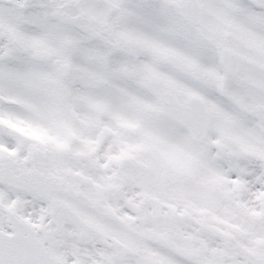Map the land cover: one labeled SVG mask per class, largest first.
Masks as SVG:
<instances>
[{
    "label": "rangeland",
    "instance_id": "rangeland-1",
    "mask_svg": "<svg viewBox=\"0 0 264 264\" xmlns=\"http://www.w3.org/2000/svg\"><path fill=\"white\" fill-rule=\"evenodd\" d=\"M171 1L152 0L148 11L143 9L147 6H141V3L132 4L125 14L124 24L121 21L124 15L120 14L119 9L127 10V5L122 2L119 8L120 0H97L93 9L88 6L90 0H50L47 3L27 4L23 12L22 0H0V31H4L0 34V61L5 60L3 62L14 72L27 69L31 76L44 82V88H41L43 93L46 91L44 103L39 97L37 100L32 98L35 95L21 92L18 87H14V92L26 97L23 98L28 101L26 111L32 120H46L47 134L54 130L60 138L64 137V132L60 131L63 126L51 121L74 119V158L82 154L94 166L99 159H107L106 169L111 177L120 165L124 170L147 168L143 160H135L141 148L134 141L141 136L144 144L150 146L156 156H165L169 161L176 159L179 168L185 169L192 162L202 167L200 171L199 166L194 182L209 185L216 192L225 204L223 208L217 209L220 213L181 200L177 191L175 196L169 191L162 193L161 199L165 202L157 201L158 212L176 218L173 239L180 254L191 253L194 261L207 264L226 251L236 253V264H264L261 254L264 252V112L257 113L255 110L257 105H264V101L258 94L240 86L246 82L252 86V79L257 72L248 69L250 57L243 56L237 46L234 80L223 72L220 65L218 67L215 60L216 44L205 36L201 41L207 43V47H203L205 50L200 48L199 53L191 49L199 46L194 40L184 38L182 33L180 36L178 32L174 33L168 26L169 17L175 19L177 25L182 22L170 4ZM73 8L78 9V13L73 14ZM89 8L93 10V22L102 24V31L107 33L111 41L105 43L100 32L97 35L94 26L89 25ZM229 15L235 19L237 17L236 12ZM237 24L241 25L242 21L238 19ZM248 25L236 28V33L250 34ZM64 27L69 30L66 32ZM193 29L199 32L198 28ZM6 32L19 40L12 39ZM255 33L264 39L262 32ZM126 40L132 47L127 51L123 48ZM217 40L224 43L223 32ZM249 44H256L255 49H250ZM243 46L246 47L245 51L253 54L251 56L254 59L263 62H258V66L264 64L260 55H254L261 48L257 43L247 42ZM34 49H46L54 58L67 63L69 75L65 78L60 76L52 62H36L32 64L34 67L30 66L34 61ZM21 50L26 51L22 53ZM107 50L110 52L102 53ZM99 65L109 72L106 77L101 76ZM194 67L206 74L202 83L192 80L190 74ZM77 73L84 76H78ZM150 73L159 78L160 88L171 90L180 100H184L190 93L203 96L212 114L210 136L201 147L192 144L187 132L181 127L174 129L169 122L155 117L157 123L154 129L151 116L146 121L148 111H156L158 105L150 94L140 92V78ZM259 76L263 77L262 74ZM239 77H242L241 83L238 82ZM22 79L16 76L17 82L27 81ZM27 79L32 80L33 77ZM91 80H94L95 85L90 83ZM254 80L258 81L255 84L258 87L253 88L257 90L262 86L263 91H257L260 96L264 95V80ZM45 82L52 85L46 84L45 89ZM28 87L37 89L31 81ZM221 97L226 99L224 101L228 100L229 104L219 100ZM236 99L251 112L243 121L239 119L242 111L236 108ZM74 100L85 104L78 109H71ZM138 105L143 108L144 116L141 118ZM127 106L138 108L137 112L133 113ZM31 108L44 115L41 117L39 114V118H33L31 115L34 110ZM235 119L239 123L235 122L233 127L231 124ZM228 122L231 123L228 129L233 132L232 135L226 133L223 126ZM240 124H245L246 128L242 126L241 130L236 131ZM88 129L92 132L88 133L89 138H85L84 142L76 138L77 132ZM247 129L251 131L245 133ZM243 137H248L245 139V148L236 149ZM230 141L234 145L229 148ZM155 166L160 168L159 163ZM94 175L96 182L102 181V177L98 178L101 175L99 171ZM118 196L140 204L144 194L139 186L127 183L122 186ZM200 225L214 231H233V247L227 249L223 240L201 232ZM177 259L172 264H193L184 258Z\"/></svg>",
    "mask_w": 264,
    "mask_h": 264
},
{
    "label": "flooded vegetation",
    "instance_id": "flooded-vegetation-1",
    "mask_svg": "<svg viewBox=\"0 0 264 264\" xmlns=\"http://www.w3.org/2000/svg\"><path fill=\"white\" fill-rule=\"evenodd\" d=\"M251 3L252 10L264 12V0H252ZM211 15L205 18L202 26L208 28L214 39L220 30L214 28L217 17ZM224 38L236 42L234 26ZM216 46L224 48L218 43ZM14 78L13 71L0 70V174L15 177L31 172L42 176V195L20 190L8 179L2 180L0 223L4 229L11 230L6 213L12 211L34 227L36 236L51 254L67 264H158L159 223L168 233L173 229V218L170 221L162 216L159 221L152 202L150 208L145 205L130 208V204L122 202L124 214L117 215L118 210L113 213L108 210L96 218L94 212H101L99 208L114 202L110 199L111 189L105 183L95 187L96 171L103 177L108 175L106 166H100L104 164V158L97 161L99 166L90 165L83 155L77 154L74 158V125L65 129V144L53 138L48 140L45 125L26 118L28 101L23 99L26 97L14 92V87H18L28 95L30 88L15 86ZM86 133L77 136L84 138ZM62 203L77 212L83 222L63 216L59 207ZM127 210L132 213L127 214ZM224 238L228 245L232 244L228 237ZM227 257L230 264H234L236 255L227 254Z\"/></svg>",
    "mask_w": 264,
    "mask_h": 264
},
{
    "label": "water",
    "instance_id": "water-1",
    "mask_svg": "<svg viewBox=\"0 0 264 264\" xmlns=\"http://www.w3.org/2000/svg\"><path fill=\"white\" fill-rule=\"evenodd\" d=\"M182 2L179 4L180 10L183 13H188L187 7H192V3ZM35 56L42 60H49L50 54L46 51L35 52ZM57 63V62H56ZM63 74H67L66 65L59 66ZM194 77L200 79V76L195 73ZM151 88L157 95L161 104L160 113L168 115L179 121L184 126H187L193 134V137L202 141L205 137L208 126V114L201 99L197 96H191L189 99L180 104L171 92L163 93L156 91L157 80L147 78L143 84ZM0 264H63L62 262L50 257L43 245L37 240L25 237L19 233L6 234L0 231Z\"/></svg>",
    "mask_w": 264,
    "mask_h": 264
}]
</instances>
